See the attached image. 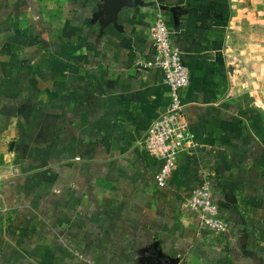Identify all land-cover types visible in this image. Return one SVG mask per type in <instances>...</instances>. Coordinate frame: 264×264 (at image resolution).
Returning <instances> with one entry per match:
<instances>
[{
    "label": "crops",
    "instance_id": "obj_1",
    "mask_svg": "<svg viewBox=\"0 0 264 264\" xmlns=\"http://www.w3.org/2000/svg\"><path fill=\"white\" fill-rule=\"evenodd\" d=\"M160 10L195 144L169 184ZM207 175L229 232L181 208ZM264 264V0H0V264Z\"/></svg>",
    "mask_w": 264,
    "mask_h": 264
},
{
    "label": "built area",
    "instance_id": "obj_2",
    "mask_svg": "<svg viewBox=\"0 0 264 264\" xmlns=\"http://www.w3.org/2000/svg\"><path fill=\"white\" fill-rule=\"evenodd\" d=\"M148 36L154 47V56L150 61L141 62V67H152L161 72L162 81L168 87V99L151 121L141 144L150 156L161 160V166L153 177L158 186L166 187L179 157L191 153V148L195 146L182 100V92L190 82V72L182 60L181 49L171 41L165 16L160 10L150 23ZM180 206L196 214L202 228L218 233L229 232L231 225L221 215L213 199L207 175H203L198 185L186 191Z\"/></svg>",
    "mask_w": 264,
    "mask_h": 264
},
{
    "label": "water",
    "instance_id": "obj_3",
    "mask_svg": "<svg viewBox=\"0 0 264 264\" xmlns=\"http://www.w3.org/2000/svg\"><path fill=\"white\" fill-rule=\"evenodd\" d=\"M114 3H117V2H119V1H122V0H112ZM127 1H129V0H127ZM174 262H167L166 264H173Z\"/></svg>",
    "mask_w": 264,
    "mask_h": 264
}]
</instances>
